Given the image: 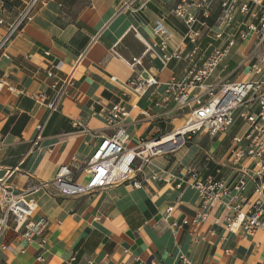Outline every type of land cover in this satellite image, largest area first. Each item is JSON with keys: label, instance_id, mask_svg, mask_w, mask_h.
<instances>
[{"label": "crops", "instance_id": "obj_1", "mask_svg": "<svg viewBox=\"0 0 264 264\" xmlns=\"http://www.w3.org/2000/svg\"><path fill=\"white\" fill-rule=\"evenodd\" d=\"M27 1L0 0V17L13 21ZM175 3L43 0L32 21L9 43L0 57V79L14 90L0 89V180L16 193L35 188L31 195L37 205L34 219H47L49 227L42 235L46 241L42 252L36 241L26 243L13 232L6 233L0 245L8 249H0V264H264V232L253 236L229 232L222 205L213 207L205 221H194L200 203L191 188L151 181L134 189L126 182L61 198L51 185L63 166L69 167L73 180L86 182L81 168L100 140L110 135L102 113L114 104L129 112L124 122L127 149L184 124L185 115H176L173 104H161V99L171 77L184 78L187 63L174 59L164 63L152 52L144 54L145 44L160 42L153 33L156 22L170 32L168 53L184 56L191 50L184 40V25L171 14ZM4 33L0 26V39ZM209 43L206 38L200 43L203 56L211 50ZM243 44L233 48L238 63L248 52L241 51ZM132 58L140 59L134 70L126 63ZM59 62L56 71L53 65ZM222 63L209 84L233 77L235 68L225 74L228 66ZM48 72L60 80L58 92L50 89ZM136 75L154 78L157 86L138 97L125 87ZM67 77L70 83L62 84ZM36 97L42 101L35 102ZM47 102L55 103V112L49 114ZM73 122L83 128H75ZM41 123L45 126L38 135L36 126ZM242 128L237 123L230 132L210 137L214 143L209 150L189 143L172 154L157 155L141 164L133 176L140 180L166 172L180 178L194 167L202 179L231 186L240 165L231 163V142L226 145V139L232 140ZM204 137L205 133L199 134L200 139ZM251 194L252 183L247 181L243 195L250 199ZM233 195L230 192L223 201L231 202ZM248 204H243L245 209ZM169 207L172 211L167 215Z\"/></svg>", "mask_w": 264, "mask_h": 264}, {"label": "built area", "instance_id": "obj_2", "mask_svg": "<svg viewBox=\"0 0 264 264\" xmlns=\"http://www.w3.org/2000/svg\"><path fill=\"white\" fill-rule=\"evenodd\" d=\"M175 1L171 14L184 25V40L191 45V50L184 56L168 53L170 32L161 22H156L153 33L160 42L153 46L145 44L144 54L152 52L164 63L170 59L187 63L184 78L179 81L171 77L164 85L161 99V104H173L176 115H185V122L180 128L188 127L187 131L180 139L179 136L171 138L167 146L160 144L179 128L169 133L159 131L151 139H141L134 149H127L129 135L124 122L129 112L120 103L114 104L102 113L110 135L100 140L81 168L86 182L82 184L73 180L69 167L63 166L51 185L61 198L86 195L126 182H130L134 189H141L151 181L175 184L177 189L188 187L197 192L200 203L194 221H205L213 207L222 205L227 230L253 236L257 232H264V0ZM42 4L43 0H28L16 18L8 23L0 17V26L5 28L0 39V57L5 56L9 43L32 21L37 7ZM204 38L210 41L211 48L206 56L200 52V43ZM248 39L251 43L247 55L241 57L233 77L209 84L208 80L230 51ZM214 43L217 45L213 47ZM111 54L121 58L113 50ZM48 55L45 52V56ZM126 63L134 70L140 65V59L132 58ZM60 66V62L56 63L53 69L60 70ZM240 75H243L241 79L238 78ZM47 77L52 80L50 89L58 92L60 80L53 72H48ZM70 77L64 79L62 84L70 83ZM110 81L119 84L115 77H110ZM155 86L157 81L154 78L145 80L140 75L132 77L125 84L138 97L144 96ZM3 87L10 92L14 90L0 79V89ZM34 100L41 102L42 97ZM45 106L49 114L56 111L53 102H47ZM237 123L242 124L243 128L240 134L233 136L228 157L233 165L240 167L239 175L231 186L212 178L202 179L194 167H188L180 178L166 172L140 180L133 176L134 172L140 171L141 164L148 163L157 155L174 153L184 147L185 139L189 140L198 132L202 131L214 138L230 132ZM44 126L45 123L36 126L38 135ZM73 126L83 128L80 122H73ZM122 165H125L124 168ZM247 181L252 183L250 199L243 195ZM35 190L32 188L16 193L0 180V238L13 232L26 243L36 241L42 252L46 246L42 235L49 227V222L44 218L34 219L37 205L31 195ZM230 192H234L231 202H224L223 198ZM245 203H249L246 209L243 206ZM171 211L172 207H169L167 215ZM218 222L215 221L216 224ZM0 249L6 251L8 246L1 244ZM38 260H42L41 256Z\"/></svg>", "mask_w": 264, "mask_h": 264}, {"label": "rangeland", "instance_id": "obj_3", "mask_svg": "<svg viewBox=\"0 0 264 264\" xmlns=\"http://www.w3.org/2000/svg\"><path fill=\"white\" fill-rule=\"evenodd\" d=\"M251 43V40L248 39L242 46L243 48L241 49V51H247L249 48V44ZM248 48V49H247ZM233 49L230 51V53L228 54V56L224 59V62L222 64H226L228 66L226 73H229L232 69L235 68V66L237 65L239 58L237 57V55H235L233 53ZM182 127V126H181ZM203 133L202 131L198 132L197 134L191 136V138L189 140L185 139V145H188L189 143H194V144H198L200 148L204 149V150H209V148H211L213 146L214 140H212L209 136L206 135V137L200 139L199 138V134ZM231 142V137H227L226 139V145L230 144Z\"/></svg>", "mask_w": 264, "mask_h": 264}, {"label": "bare ground", "instance_id": "obj_4", "mask_svg": "<svg viewBox=\"0 0 264 264\" xmlns=\"http://www.w3.org/2000/svg\"><path fill=\"white\" fill-rule=\"evenodd\" d=\"M188 127H184V128H179L178 130H176L174 132V134L172 136H170L169 138L165 139L163 142H161L160 145H164L167 146V142L170 141L171 138L173 137H176V136H179V139H180V136L183 135L186 131H187ZM163 149V148H162ZM129 158V157H128ZM127 158V159H128ZM125 165H122L121 167L124 168Z\"/></svg>", "mask_w": 264, "mask_h": 264}]
</instances>
